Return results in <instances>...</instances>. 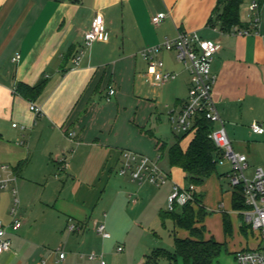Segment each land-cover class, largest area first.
Instances as JSON below:
<instances>
[{"label": "crops", "instance_id": "obj_1", "mask_svg": "<svg viewBox=\"0 0 264 264\" xmlns=\"http://www.w3.org/2000/svg\"><path fill=\"white\" fill-rule=\"evenodd\" d=\"M221 1L0 0V166H9L18 175L22 196V226L9 230L11 250L0 254V264H86L87 260L111 264L119 247L125 256H134V264H145L155 249L175 250L176 237H191L166 212L173 185H189L186 174L170 165L168 155L163 166L165 153L159 157L162 145L170 148L177 141L170 116L180 112L187 100L189 75L183 67L188 76L186 93H180L178 78L162 92L146 90L151 81L140 57L143 49L179 32H196L220 45L212 63L217 76L215 103L232 144L247 155L251 174L264 169V134L252 131L254 124L264 128V3L257 32L240 36L222 31ZM250 2L245 0L246 5ZM160 13L167 17L154 26L152 17ZM99 14L108 40L85 47L84 34ZM242 23L240 28L249 27L248 20ZM81 50L84 55L74 66L73 58ZM17 54L20 59L13 61ZM20 85L27 90L21 91ZM39 86L41 93L31 92ZM110 88L115 89L114 96L109 95ZM165 90L174 100L167 118L155 110ZM31 104L41 112L31 111ZM131 104L136 112L134 108L129 112ZM130 136L135 138L129 140ZM189 136L181 142L183 150L194 137ZM123 150L159 157L168 183L157 188L118 176ZM63 157L67 167L60 171ZM230 170L217 171L197 187L199 203L192 206L196 213L201 207L203 219L196 227H203L204 240L214 239L223 249L227 236L253 234L254 242L246 238L242 249L253 250L259 235L233 209L229 180L230 190H223L221 177L228 179ZM12 208L11 191L0 192L4 225L12 222ZM159 221L171 232L172 246L155 229L154 240H142ZM98 225H105L111 237L100 236ZM71 226L77 229L71 232ZM135 239L141 240L136 248ZM237 252L233 264H238ZM91 254L94 260L89 259Z\"/></svg>", "mask_w": 264, "mask_h": 264}, {"label": "built area", "instance_id": "obj_2", "mask_svg": "<svg viewBox=\"0 0 264 264\" xmlns=\"http://www.w3.org/2000/svg\"><path fill=\"white\" fill-rule=\"evenodd\" d=\"M247 20L248 28L235 27L232 34L248 36L256 33L260 23L261 4L259 0H251L248 7ZM167 17V13H160L152 17V24L159 26ZM108 31L104 17L99 14L93 20L90 29L84 34L85 47H90L96 42H107ZM220 50V45L210 39H204L196 32H179L175 38H166L162 43L147 47L140 52V57L148 67L150 81L154 86L162 87L175 81L178 74L174 71L166 70V63L160 58L164 52L174 53L176 61L187 71L190 79L188 97L180 112L171 114L170 122L174 131L194 135L197 130L196 123L199 118L205 117L213 124V130L209 135L220 152L217 161L230 165L228 174L229 184L232 189L240 187L246 209L242 211V216L251 230L259 235V245L253 250H242L236 253L235 259L238 264H264V169L257 168L254 173L248 175L249 165L246 154L237 152L224 126L223 120L213 97L214 86L217 76L212 70L213 59ZM84 51L81 50L73 58L74 66H78ZM20 55L17 54L13 61H18ZM115 89L110 88L109 95L114 96ZM30 110L40 113L41 108L31 104ZM13 127H17L14 124ZM255 134H264V128L259 124L252 125ZM75 133L71 132L69 137L74 138ZM160 158H151L139 153L123 150L120 156V166L117 174L122 178H129L138 184L150 183L157 188L165 186L170 180L169 174L161 167ZM60 171L66 169V158L59 160ZM18 175L9 166H0V192L10 190L13 197V208L11 209L12 222L4 225L0 222V254L9 252L12 240L9 230L17 231L22 226L19 217L20 199L17 187ZM197 186L189 184L182 187L174 184L168 196V212L175 211L176 208H183L188 204L196 203ZM77 228L71 226L69 230L75 231ZM96 232L105 239L111 237L105 225H98ZM120 252L123 251L119 247ZM60 251V249H58ZM65 254L60 253V259H64ZM96 256L91 254L90 260ZM101 264H105L103 261Z\"/></svg>", "mask_w": 264, "mask_h": 264}, {"label": "trees", "instance_id": "obj_3", "mask_svg": "<svg viewBox=\"0 0 264 264\" xmlns=\"http://www.w3.org/2000/svg\"><path fill=\"white\" fill-rule=\"evenodd\" d=\"M259 1L262 6L264 0ZM244 2L245 0L221 1L223 11L218 18L222 25V31H231L235 27L243 26L240 11ZM19 89L23 91L27 90V87L20 85ZM42 90L43 87L39 86L32 89L31 92L39 94ZM196 126V133L187 150L182 149L181 139L177 138L173 146L168 148L166 145H162L159 151L161 154L167 151L170 165L182 169L189 184L199 187L217 172V160L220 157V152L209 137L214 127L213 124L205 117H201ZM196 201L199 203L198 196ZM232 203L233 209L236 211L242 212L246 209L240 187L233 189ZM169 214L175 225L189 231L191 237L186 239L176 237L173 252L163 248L155 249L146 257L145 264H162L164 261L168 264H178L179 258L183 260L184 264H214L221 255L223 245L214 239L204 240L203 227H196L197 221L200 222L203 219L201 207L196 213L194 207L188 204L183 208H176Z\"/></svg>", "mask_w": 264, "mask_h": 264}, {"label": "rangeland", "instance_id": "obj_4", "mask_svg": "<svg viewBox=\"0 0 264 264\" xmlns=\"http://www.w3.org/2000/svg\"><path fill=\"white\" fill-rule=\"evenodd\" d=\"M249 5H246L245 2L243 3V5L241 6V11H240V15H241V20L245 21L247 20V14H248V8ZM163 61L166 62V70L167 71H175L177 74H179V77L177 79L176 82L180 81L181 84V91L180 93H186L188 91V76L186 74V72L183 69V66L181 64H179L174 56V53H166L164 52V55L162 57ZM170 69V70H169ZM172 85L168 84L165 87L161 88L160 87L156 88L155 86H153V83H148L146 84V90H159L158 92H162L161 90L164 88H169V86ZM190 87V84H189ZM161 94V93H160ZM168 90L164 91V95L159 96L158 99L156 100V113L161 114L162 116H165L167 118L168 114L170 113V111L173 109L174 107V100H170V96L168 97ZM132 108H134L133 112L137 111V108H135V106H133L131 104L130 108H129V112L132 111ZM165 125H167V123H165ZM171 125V122H170ZM173 133L175 135L178 136L179 139H181L182 141L187 140L190 136L189 134H184V133H178L176 131H173ZM135 138V137H134ZM131 136L129 137V140L134 139ZM234 149L237 151V147L236 145H233ZM75 149V147H74ZM72 153L67 155V158H69V156ZM159 157H162V154H159ZM164 158L162 159V165L165 166V164H167V151L165 152ZM264 168V165H262ZM230 169V167L228 166L227 163L225 162H221L218 161L217 164V171L219 173L224 172V171H228ZM251 169L248 170V175H251ZM226 177V179H225ZM224 178V180L221 182L222 186H223V190L226 192L227 190H230V188L227 186L228 184V179H227V175L221 177ZM30 188L32 189V186H30ZM8 191V190H7ZM3 192V191H2ZM18 192H19V197L21 198V189L20 187H18ZM168 211V209L166 208V212ZM168 213V212H167ZM163 222L159 221V224L156 225L155 227H151V230L148 232V234H145L144 237L142 238L143 241L146 240L147 237L150 238V240H154L155 238V234L154 231L156 230V232L158 233L159 236H164L165 240L171 243V246L173 245V240L169 237V234L171 233L170 231L166 230L163 226ZM155 229V230H154ZM141 238V237H140ZM246 238H248L250 240V244L252 243V241L254 242V235L253 234H248L247 236L244 235L243 233H237L235 232L234 234L227 236V240L226 243L227 245L224 247V249L221 252V255L219 256V258L216 260V262L214 264H233V255L236 251H241L245 246V241L247 240ZM252 240V241H251ZM141 240L140 239H135L134 240V247H138L140 245ZM173 247V246H172ZM171 247V252L174 251L173 248ZM126 255V251L124 252H120L118 250V248H116V250L112 253V256L110 258V262L111 264H134L135 262V258L133 255H129V256H125ZM90 263V262H89ZM88 260L86 264H89ZM107 264H110L109 262H107ZM162 264H168L163 262ZM178 264H183L182 262H179Z\"/></svg>", "mask_w": 264, "mask_h": 264}]
</instances>
